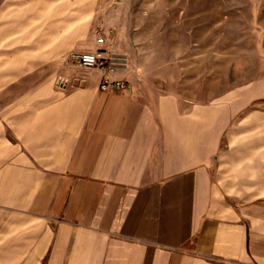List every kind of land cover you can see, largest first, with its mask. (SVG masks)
I'll list each match as a JSON object with an SVG mask.
<instances>
[{
    "label": "crops",
    "instance_id": "crops-1",
    "mask_svg": "<svg viewBox=\"0 0 264 264\" xmlns=\"http://www.w3.org/2000/svg\"><path fill=\"white\" fill-rule=\"evenodd\" d=\"M97 2L0 0V58L24 51L39 67L95 49ZM99 84L44 83L4 114L0 175L16 187L0 196V264H264V210L214 195L225 109Z\"/></svg>",
    "mask_w": 264,
    "mask_h": 264
},
{
    "label": "rangeland",
    "instance_id": "rangeland-1",
    "mask_svg": "<svg viewBox=\"0 0 264 264\" xmlns=\"http://www.w3.org/2000/svg\"><path fill=\"white\" fill-rule=\"evenodd\" d=\"M97 3L100 19L105 17L106 25L91 27L95 49H71L59 58L43 60L39 67L42 60L20 57L24 51L13 52L11 58L10 52H3V139H10L4 114L31 89L44 83L65 90L82 83H101V69L83 68L69 60L71 52L101 51L114 63L110 77L125 80L127 88L132 83L146 84L155 93L177 95L194 108L223 107L228 120L212 167L217 189L214 195L233 209L244 211L252 205L258 211L264 210V0ZM27 70L32 72L24 73ZM10 71L13 73H5ZM116 72H123V77H115ZM7 156L0 144V161ZM5 172L0 175L2 198H8L16 187L10 184L15 175Z\"/></svg>",
    "mask_w": 264,
    "mask_h": 264
},
{
    "label": "built area",
    "instance_id": "built-area-1",
    "mask_svg": "<svg viewBox=\"0 0 264 264\" xmlns=\"http://www.w3.org/2000/svg\"><path fill=\"white\" fill-rule=\"evenodd\" d=\"M98 41L102 42L103 40L99 38ZM69 60H72L83 68L101 69L104 73L100 83L101 90L123 92L127 89V82L125 80L110 77L109 74L113 69L114 63L110 62L103 52H71Z\"/></svg>",
    "mask_w": 264,
    "mask_h": 264
}]
</instances>
